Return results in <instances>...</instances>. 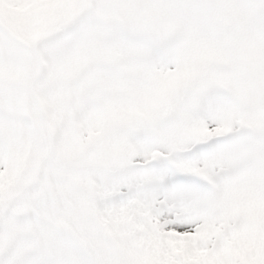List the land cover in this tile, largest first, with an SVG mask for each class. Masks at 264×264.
<instances>
[{"label":"snow or ice","instance_id":"snow-or-ice-1","mask_svg":"<svg viewBox=\"0 0 264 264\" xmlns=\"http://www.w3.org/2000/svg\"><path fill=\"white\" fill-rule=\"evenodd\" d=\"M0 264H264V0H0Z\"/></svg>","mask_w":264,"mask_h":264}]
</instances>
